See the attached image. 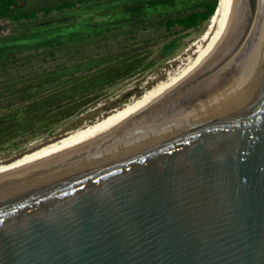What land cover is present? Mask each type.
Returning <instances> with one entry per match:
<instances>
[{
	"label": "water",
	"instance_id": "water-1",
	"mask_svg": "<svg viewBox=\"0 0 264 264\" xmlns=\"http://www.w3.org/2000/svg\"><path fill=\"white\" fill-rule=\"evenodd\" d=\"M0 264H264V0L132 116L0 175Z\"/></svg>",
	"mask_w": 264,
	"mask_h": 264
},
{
	"label": "trees",
	"instance_id": "trees-1",
	"mask_svg": "<svg viewBox=\"0 0 264 264\" xmlns=\"http://www.w3.org/2000/svg\"><path fill=\"white\" fill-rule=\"evenodd\" d=\"M112 3L116 0H46L45 5L28 7V0H0V19L16 22L32 21L43 13L46 18L64 15L81 5ZM219 0L196 2H162L147 6L135 14L109 15L104 19H82L70 24H51L32 32L9 37L0 45V64L26 72L0 87V101L7 110L0 113V147L20 139H35L56 124L80 112L99 98L101 92L119 80L145 70L157 60L138 51L156 47L159 59L171 57L181 46L186 32L198 28L214 15ZM56 11L58 14H53ZM123 11V10H122ZM118 13V12H117ZM114 13V14H117ZM125 41L106 54L85 56L79 45L97 43L108 33L124 29ZM159 32V38L152 33ZM41 49L44 61L54 57L55 50L63 57L53 68H34L32 59ZM153 60V61H152Z\"/></svg>",
	"mask_w": 264,
	"mask_h": 264
},
{
	"label": "rangeland",
	"instance_id": "rangeland-1",
	"mask_svg": "<svg viewBox=\"0 0 264 264\" xmlns=\"http://www.w3.org/2000/svg\"><path fill=\"white\" fill-rule=\"evenodd\" d=\"M196 2L201 0H116V2L106 3H91L89 6L79 4V8L76 7L73 10H67L64 15H54L53 18H46L43 13L38 14V18L32 21L16 22L10 19H0V45H4L9 37L21 35L23 33L32 32L34 30L45 28L51 24H70L76 20L82 19H104L111 15H123V14H135L147 6H153L162 2ZM46 0H28V7H35L45 5ZM123 10V11H122ZM118 12V13H117ZM117 13V14H114ZM53 14H58L56 11ZM210 20L204 22L198 28L186 32L181 39V46L171 56L163 59H159L155 54L156 46L153 45L150 48H144L143 51H138V54H143L149 59L153 58L157 60L153 64L149 65L145 70L138 72L132 76L119 80L115 85L105 89L101 92L99 98L87 104L80 112L72 115L66 120L56 124L52 129L45 132L35 139H20L13 142L5 143L0 147V165L10 163L22 155L29 153L36 148L45 146V144L52 143L59 140L71 131L84 127L85 125L92 124L109 113L115 111L140 97L146 90L152 89L156 85L167 81L169 78L179 74L186 66H188L192 60L196 58L198 54L197 50L204 47L209 42V39H204V35L208 30ZM117 29L108 33V37L103 41L92 43L87 42L79 45V50L85 56H93L106 54L107 50L116 48L120 44L127 43L125 41L126 33L123 31L126 29ZM159 32L154 31L152 33L153 38L156 40L160 37ZM45 49H41L38 57L32 59L35 63L34 68L39 66L40 71L44 75L45 70L55 67L57 63L63 58L61 56L62 51L55 50V56H48L46 61L42 54ZM153 61V60H152ZM13 64V63H11ZM8 65L6 68L3 64H0V87L4 86V82L16 80L22 72H26L25 69L31 66L28 64L27 68H20L22 71L13 69ZM16 76V77H15ZM4 101H0V113L5 112L7 109L3 106ZM12 160V161H11Z\"/></svg>",
	"mask_w": 264,
	"mask_h": 264
},
{
	"label": "bare ground",
	"instance_id": "bare-ground-1",
	"mask_svg": "<svg viewBox=\"0 0 264 264\" xmlns=\"http://www.w3.org/2000/svg\"><path fill=\"white\" fill-rule=\"evenodd\" d=\"M231 0H219L218 7L210 19V25L204 35V39H209V42L204 47L197 50L198 54L192 62L186 66L179 74L169 78L152 89L146 90L140 97L127 103L123 107L116 109L103 118L85 125L74 131L69 132L57 141H54L45 146L38 147L35 150L22 155L16 160L0 165V175L21 169L23 167L35 164L87 137H90L138 112L140 109L175 87L181 81L186 79L197 69H199L210 58L217 49L223 33L226 28Z\"/></svg>",
	"mask_w": 264,
	"mask_h": 264
}]
</instances>
